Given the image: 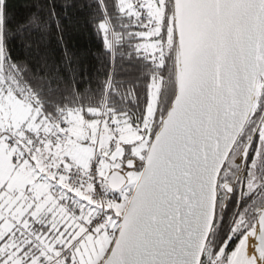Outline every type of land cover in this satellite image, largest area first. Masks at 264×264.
<instances>
[{
    "label": "snow or ice",
    "instance_id": "obj_1",
    "mask_svg": "<svg viewBox=\"0 0 264 264\" xmlns=\"http://www.w3.org/2000/svg\"><path fill=\"white\" fill-rule=\"evenodd\" d=\"M0 264H264V0H0Z\"/></svg>",
    "mask_w": 264,
    "mask_h": 264
}]
</instances>
